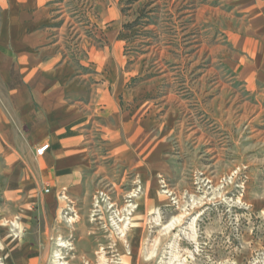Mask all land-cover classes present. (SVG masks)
<instances>
[{"label":"rangeland","instance_id":"rangeland-1","mask_svg":"<svg viewBox=\"0 0 264 264\" xmlns=\"http://www.w3.org/2000/svg\"><path fill=\"white\" fill-rule=\"evenodd\" d=\"M119 1L127 69L137 73L129 87L155 78L145 98L156 127L135 149L141 171L128 148L125 166L104 160L94 190L62 215L67 244L48 251L71 264H264V94L230 79L212 51L226 8L219 0ZM70 2L74 25L103 43L87 18L98 19L97 0Z\"/></svg>","mask_w":264,"mask_h":264},{"label":"crops","instance_id":"crops-1","mask_svg":"<svg viewBox=\"0 0 264 264\" xmlns=\"http://www.w3.org/2000/svg\"><path fill=\"white\" fill-rule=\"evenodd\" d=\"M70 1L0 0V264H71L48 251L66 243L63 213L94 190L104 160L125 166L128 148L141 171L135 149L156 127L145 98L155 78L129 87L137 73L127 69L120 1L97 0L98 19L87 15L103 43L74 25ZM219 2L223 38L212 51L230 79L264 94V0Z\"/></svg>","mask_w":264,"mask_h":264},{"label":"bare ground","instance_id":"bare-ground-1","mask_svg":"<svg viewBox=\"0 0 264 264\" xmlns=\"http://www.w3.org/2000/svg\"><path fill=\"white\" fill-rule=\"evenodd\" d=\"M130 212V211H129ZM175 220H173L170 224H169V226H171L172 224H173V222H174ZM126 222L124 223V225H122V229H121V233L124 231V228L126 227ZM114 225H116L115 223H114ZM194 220L191 222V224H190V226H189V232H191L190 233V236L191 237H194V236H192V235H194ZM192 234V235H191ZM59 243H61V242H59ZM63 245V244H62ZM177 260V258H176V256H175V258H174V261H176ZM179 263V262H178ZM59 264V263H58ZM99 264H106V262H105V260H104V258L103 257H101V259H100V263Z\"/></svg>","mask_w":264,"mask_h":264},{"label":"built area","instance_id":"built-area-1","mask_svg":"<svg viewBox=\"0 0 264 264\" xmlns=\"http://www.w3.org/2000/svg\"><path fill=\"white\" fill-rule=\"evenodd\" d=\"M46 149H47V145L40 147V148L35 150V154L37 156H41ZM46 192H47V190H46Z\"/></svg>","mask_w":264,"mask_h":264}]
</instances>
